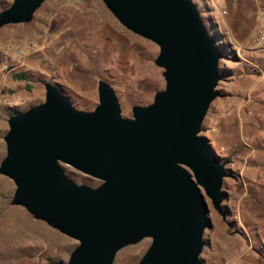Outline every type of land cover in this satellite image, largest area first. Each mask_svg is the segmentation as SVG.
Segmentation results:
<instances>
[{"label": "water", "instance_id": "obj_1", "mask_svg": "<svg viewBox=\"0 0 264 264\" xmlns=\"http://www.w3.org/2000/svg\"><path fill=\"white\" fill-rule=\"evenodd\" d=\"M45 0H12L0 27L27 22ZM130 31L156 42L166 87L121 114L114 89L97 85L93 110L46 82L45 99L11 115L0 174L10 203L78 241L62 264H112L124 246L152 243L139 264H201L211 225L206 195L226 218V163L201 134L222 79L220 49L194 0H102ZM66 164L100 181L70 178ZM205 192V193H204Z\"/></svg>", "mask_w": 264, "mask_h": 264}, {"label": "rangeland", "instance_id": "obj_2", "mask_svg": "<svg viewBox=\"0 0 264 264\" xmlns=\"http://www.w3.org/2000/svg\"><path fill=\"white\" fill-rule=\"evenodd\" d=\"M194 1L221 54L219 96L201 134L229 173L223 183L226 218L206 195L211 225L204 233L201 264H264V0ZM11 2L0 0V11ZM159 52L156 42L123 26L102 0H45L29 21L1 26L0 161L6 155L8 118L43 102L46 82L76 108L93 110L98 81L105 80L121 114L133 117L134 105L152 103L166 87L164 68L155 63ZM19 73L25 78L15 77ZM62 166L78 183H100ZM14 190L13 180L0 174V227L18 232L10 246L0 242V264L67 262L78 241L11 204ZM151 243L152 237H145L122 247L112 264H139Z\"/></svg>", "mask_w": 264, "mask_h": 264}, {"label": "bare ground", "instance_id": "obj_3", "mask_svg": "<svg viewBox=\"0 0 264 264\" xmlns=\"http://www.w3.org/2000/svg\"><path fill=\"white\" fill-rule=\"evenodd\" d=\"M3 226L0 227V242L3 243L4 245L10 246L14 242L15 238L18 236V232L12 229V226L10 225L8 226V228L6 224ZM46 232H49V231L46 230Z\"/></svg>", "mask_w": 264, "mask_h": 264}, {"label": "built area", "instance_id": "obj_4", "mask_svg": "<svg viewBox=\"0 0 264 264\" xmlns=\"http://www.w3.org/2000/svg\"><path fill=\"white\" fill-rule=\"evenodd\" d=\"M261 17H262V27L260 32V40L264 41V11L262 12Z\"/></svg>", "mask_w": 264, "mask_h": 264}, {"label": "trees", "instance_id": "obj_5", "mask_svg": "<svg viewBox=\"0 0 264 264\" xmlns=\"http://www.w3.org/2000/svg\"><path fill=\"white\" fill-rule=\"evenodd\" d=\"M15 77H17V78H25V75L22 74V73H19V74H15Z\"/></svg>", "mask_w": 264, "mask_h": 264}]
</instances>
